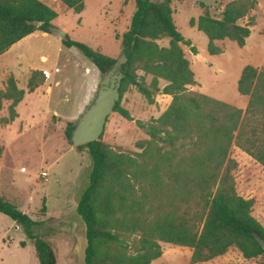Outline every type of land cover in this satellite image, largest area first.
<instances>
[{
    "label": "trees",
    "instance_id": "trees-1",
    "mask_svg": "<svg viewBox=\"0 0 264 264\" xmlns=\"http://www.w3.org/2000/svg\"><path fill=\"white\" fill-rule=\"evenodd\" d=\"M60 1L81 14L86 0ZM134 2L129 28L116 35L127 62L121 67V99L115 113L135 122L149 140L136 144L142 153L116 152L102 137L78 148L87 149L93 163L77 206L85 224L84 264H152L163 256L162 244L190 249V264L209 262L232 248L247 260L262 257L264 264V226L252 215L255 201L237 193L233 172L238 163L230 158L235 146L264 167V70L253 65L242 70L237 89L249 97L245 110L191 91L189 87L197 82L182 46L190 47L194 55L198 51L175 25L174 0ZM257 5V0H234L216 18L201 3L203 13L191 19L190 26L207 37L210 55H221L224 49L219 42L246 46L256 26L252 13ZM57 16L39 0H0V55L36 32L55 35ZM246 18V25L239 23ZM163 39L170 40L168 47L159 45ZM62 44L78 49L101 75L117 61L68 35ZM48 79L45 70L32 71L28 92H35ZM161 80L166 82L163 90ZM130 87L149 105L159 94L171 96L172 101L159 118L146 123L135 120L121 105ZM25 94L10 76L0 90V111L4 101L10 102L8 116L0 118V125H10L19 117L17 107ZM74 127L68 123L65 130L69 142ZM2 154L0 148V158ZM0 214L24 229L39 264H58L52 245L34 232L44 222L33 220L4 197ZM26 245L21 242L22 247Z\"/></svg>",
    "mask_w": 264,
    "mask_h": 264
},
{
    "label": "rangeland",
    "instance_id": "rangeland-1",
    "mask_svg": "<svg viewBox=\"0 0 264 264\" xmlns=\"http://www.w3.org/2000/svg\"><path fill=\"white\" fill-rule=\"evenodd\" d=\"M231 1L234 0H174L173 19L179 32L198 51L194 55L190 47L182 46L197 82L189 89L245 110L249 97L239 94L238 77L247 65L264 70V0H257L258 5L252 13L256 17V26L243 48L226 40L218 43L224 53L212 56L207 49V37L190 26V20H197L203 13L201 3L206 5L213 17L220 18ZM86 5L81 17L74 12L65 13L57 7L60 15L58 25L67 26L71 39L84 42L117 60L122 52L116 35L124 34L129 28L135 12L134 0H89ZM239 23L246 25L248 18ZM58 38L56 36L51 44L44 38L26 40L25 45L33 51L36 63L25 68L22 74L2 70L1 90L13 76L18 87L26 90L27 94L19 109L17 107L19 118L9 126L0 125V148H3L0 197H7L33 220L44 222L34 232L52 245L58 264H84L85 224L77 213V206L89 184L93 163L87 149L72 147L65 130L68 123L76 124L92 103L102 75L91 95L87 96L91 76L85 75L84 68L85 65L96 66L76 48L61 45L58 49ZM169 41L163 39L158 43L161 47H168ZM39 54H42L41 61L46 65L39 62ZM48 54L51 55L50 61L46 62ZM47 66L53 72L52 83H58L53 94L47 95L43 88L30 94L27 88L31 75L29 71L45 70ZM139 74L143 75L142 72ZM146 80L150 84L152 77L148 76ZM165 86L166 82L161 80L160 89ZM167 99L159 94L154 105H149L135 88L130 87L121 105H128L133 118L146 123L159 118L167 110L170 105ZM9 105L10 102H3L0 118L8 116ZM84 106V112L74 118ZM110 117L111 124L106 127L102 142L116 152L142 153L136 144L149 140V137L135 122L125 120L118 113ZM230 158L238 163L233 172L237 193L255 201L252 215L264 226V167L235 146ZM43 173L47 176L43 177ZM24 241L29 243L24 229L0 214V264H38L33 243L22 247L21 242ZM162 249L163 256L157 264H190V249L170 244H162ZM262 261V257L247 260L237 248H232L226 255L202 264H261Z\"/></svg>",
    "mask_w": 264,
    "mask_h": 264
},
{
    "label": "water",
    "instance_id": "water-1",
    "mask_svg": "<svg viewBox=\"0 0 264 264\" xmlns=\"http://www.w3.org/2000/svg\"><path fill=\"white\" fill-rule=\"evenodd\" d=\"M54 34L61 40L66 37L64 30L56 29ZM126 62L127 58L122 52L112 68L102 75L94 100L77 120L72 131L70 142L73 148L97 142L104 135L108 120L115 113V107L121 99L120 88L123 79L121 67ZM257 239L260 240L259 236ZM261 244L264 248V241L261 240Z\"/></svg>",
    "mask_w": 264,
    "mask_h": 264
},
{
    "label": "crops",
    "instance_id": "crops-1",
    "mask_svg": "<svg viewBox=\"0 0 264 264\" xmlns=\"http://www.w3.org/2000/svg\"><path fill=\"white\" fill-rule=\"evenodd\" d=\"M39 1H41L42 3H44L45 5H47L48 7H50V8H52L56 13H57V18L53 21V25L57 28V29H63L64 31H66V35H69V29L67 28V26H62V25H58V20H59V17H60V15H59V13H58V11H57V7H60L61 8V10H63L65 13H68V12H74L72 9H69V8H67L66 7V5L64 4V3H62L60 0H39ZM89 0H86L85 1V8H84V11L81 13V14H76L75 12V14L76 15H78V16H80L81 17V15H83L84 14V12H85V10H86V8H87V2H88ZM31 38H44V39H46L47 41H49L50 42V44L52 43V42H54L53 40H56V36H54V35H51V34H47V33H43V32H36V33H34V34H32V35H30V36H28V37H26V38H24L22 41H20V42H18L17 44H15L8 52H6L5 54H3V55H0V80H2L3 79V77H2V75H4L3 73H2V70L4 69V70H6V71H10V73L12 74H16V73H18V74H22L23 72H24V70H25V68H28V66H30V65H32V64H34V63H36V61L37 60H35L34 59V56H33V51L32 50H30V49H28V47H27V45H25V43L27 42L26 40H29V39H31ZM58 38V37H57ZM58 40V42H59V45H58V49H60V47H61V45L63 46V44H62V40H60L59 38L57 39ZM50 54H48V60H46V62H49L50 61ZM38 60H39V62L41 63V64H43V65H46V64H44V63H42V54H39V58H38ZM23 65H24V67H23ZM42 67H44V66H42ZM97 68V67H96ZM96 68H93V67H91L90 65H85V68H84V73H85V75H88V76H91V80H90V83H89V85H88V87H87V89H86V93H87V96H90L91 95V93H92V91L94 90V88L96 87V85L98 84V81H99V79H100V76H101V73H100V71L98 70V68L96 69ZM34 70H43V69H33L32 71H34ZM27 71H29V70H27ZM45 71L48 73V75H49V79H48V82L45 84V86H42V87H40V88H38V89H41V88H43V89H46V94L47 95H52L53 94V91H54V88L56 87L55 85H57L58 83L56 82H54V84L52 83L53 81H52V75H53V72H52V70L50 69V67L48 68V66L47 67H45ZM29 73H31V71H29ZM241 73H242V71H241ZM241 73H240V75H239V77H238V80L240 79V76H241ZM27 74H28V72H27ZM3 86V82L1 81V87ZM1 87H0V90H1ZM37 89V90H38ZM34 93V92H33ZM27 94V93H26ZM25 94V95H26ZM30 94H32V93H30ZM164 96H166L168 99L167 100H169L170 101V103H171V100H172V97L171 96H167V95H164ZM25 99V98H24ZM24 101V100H23ZM23 101L21 102V103H23ZM21 103H20V106H21ZM20 106H18V109H19V107ZM126 107H124V108H126L127 110H129L130 112H132L131 111V108L128 106V105H125ZM86 109V107L84 106L82 109H79L78 111H77V113L75 114V116H74V118L75 117H77V116H80L83 112H84V110ZM18 112V111H17ZM19 114V113H18ZM115 114H117V113H114L113 115H115ZM113 115H111V116H113ZM59 116V115H58ZM133 116V115H132ZM19 118V117H18ZM17 118V119H18ZM16 119V120H17ZM15 120V121H16ZM109 120H111V117L109 118ZM109 120H108V123H107V125H106V127L107 126H109L111 123L109 122ZM14 121V122H15ZM13 122V123H14ZM12 123V124H13ZM11 125V124H10ZM9 126V125H8ZM1 198V197H0ZM6 199H7V197H6ZM31 244V242H29L27 245H30ZM35 248V247H34ZM37 258V257H36ZM162 258V257H161ZM160 258V259H161ZM160 259H158V260H156L155 262H153L152 264H157V262L160 260ZM37 262H38V264H39V261H38V259H37Z\"/></svg>",
    "mask_w": 264,
    "mask_h": 264
},
{
    "label": "built area",
    "instance_id": "built-area-1",
    "mask_svg": "<svg viewBox=\"0 0 264 264\" xmlns=\"http://www.w3.org/2000/svg\"><path fill=\"white\" fill-rule=\"evenodd\" d=\"M42 176L45 177V176H47V174L46 173H43Z\"/></svg>",
    "mask_w": 264,
    "mask_h": 264
}]
</instances>
